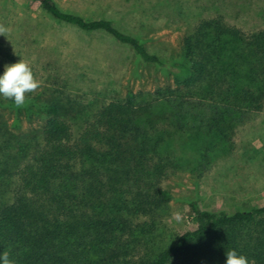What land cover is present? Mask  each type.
<instances>
[{
    "label": "trees",
    "instance_id": "obj_1",
    "mask_svg": "<svg viewBox=\"0 0 264 264\" xmlns=\"http://www.w3.org/2000/svg\"><path fill=\"white\" fill-rule=\"evenodd\" d=\"M36 1L53 19L104 32L144 63L164 65L113 19L87 20L54 0ZM180 54L173 86L130 92L75 116L49 103L33 136L18 139L0 124V254L14 264H225L235 249L249 264H264V205L228 213L192 202L196 229L161 230L172 200L165 181L187 158L206 171L215 148L227 149L236 129L263 111L264 29L202 19L180 39Z\"/></svg>",
    "mask_w": 264,
    "mask_h": 264
},
{
    "label": "rangeland",
    "instance_id": "obj_2",
    "mask_svg": "<svg viewBox=\"0 0 264 264\" xmlns=\"http://www.w3.org/2000/svg\"><path fill=\"white\" fill-rule=\"evenodd\" d=\"M54 1L87 20L113 19L122 31L139 37L164 65L144 63L131 47L104 32L82 31L53 19L36 0H0V73L5 65L23 60L40 81L21 107L0 96V124L18 139L41 132L49 103L59 104L66 116H75L76 110L96 111L130 92L147 94L173 86L183 66L180 39L202 19L221 16L246 33L264 29V0ZM76 122L77 131L81 120ZM232 137L227 149L215 148L204 172L187 163L191 150L184 154V168L164 183L172 200L162 220L163 235L196 229L192 202L203 210L228 213L264 205V109Z\"/></svg>",
    "mask_w": 264,
    "mask_h": 264
},
{
    "label": "clouds",
    "instance_id": "obj_3",
    "mask_svg": "<svg viewBox=\"0 0 264 264\" xmlns=\"http://www.w3.org/2000/svg\"><path fill=\"white\" fill-rule=\"evenodd\" d=\"M40 87V81L34 77L31 66L19 60L16 63L5 65L0 73V96L13 101L17 107L25 104L27 94ZM0 264H14L7 254H0ZM225 264H249L248 258L231 249L226 252Z\"/></svg>",
    "mask_w": 264,
    "mask_h": 264
}]
</instances>
